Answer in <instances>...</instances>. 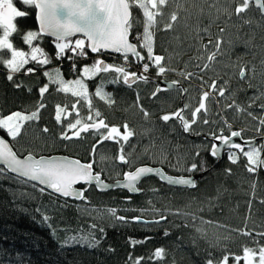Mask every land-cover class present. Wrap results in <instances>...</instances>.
Listing matches in <instances>:
<instances>
[{
	"label": "trees",
	"instance_id": "obj_1",
	"mask_svg": "<svg viewBox=\"0 0 264 264\" xmlns=\"http://www.w3.org/2000/svg\"><path fill=\"white\" fill-rule=\"evenodd\" d=\"M178 3L182 7H178ZM238 3L239 0H171L163 8L162 17L157 18L153 51L155 55L165 56L162 65L173 70L157 76L158 69L150 65L145 74L149 82L138 81L132 88L123 85L122 81L107 83L115 78L114 72L98 73L91 79H85L94 111L101 113L100 118L94 117V120L98 122V119H104L109 127H118L121 134L124 133V124L134 132L127 143L123 140L119 143L103 141L97 146L95 154L93 145L100 140L101 134L107 135V130H90L79 138L62 140L61 133L67 129L69 122L73 123L78 118L82 124L88 122L89 109L81 101L77 104L78 98L69 92L58 91V84L50 83L43 72L49 71L55 77V70L59 68L62 77L77 78L80 70L84 66H91L97 58L120 65L123 63L121 55L93 56L86 49L87 57L76 59L77 71L73 73L71 62L66 57L56 59L55 40L40 36L33 45L39 44L48 54V65L40 66L30 61L9 81L8 70L0 62V115L7 116L16 111L30 114L39 102L45 104L40 109V119L26 121L22 134L16 140L0 129V134L19 156L67 155L87 164L92 163L94 172L100 173L106 182L119 180L125 172L139 166L160 167L172 176L202 174L194 189L170 187L154 177H148L139 184L140 193L137 195L119 189L101 193L85 185L87 203L62 199L47 191L42 194L39 187L33 188V184L21 183L9 174L2 175L0 264H133L141 258L142 264H207L209 258L213 259L214 264H223L226 256L229 257L227 264H233L237 262L235 257H241L239 262L243 261L245 247L256 250L264 247V236L257 235L264 233V203L261 202L264 201L263 169L249 173L246 168L248 161L240 151H233L237 156L236 163L229 161L227 154L221 161L210 155L213 143L210 134H220L221 130L227 136L232 131H241L242 140L258 139L254 147L264 145V126L259 121L260 117H264V108L260 107L264 104V97L256 99L254 103L251 99L264 93V17L253 6L242 18L234 14L229 17L223 11L227 9L234 13ZM13 4L18 10L29 13L14 20L19 31L11 38L14 47L28 52L30 46L24 44L22 36L29 30L38 32L35 9L25 6L22 0H13ZM131 11L140 23L134 24L130 30V40L137 43L138 50L145 56L144 62H148L146 50L139 48L135 38L137 33L143 32V11L135 6ZM172 12H177L178 22L174 23L173 29L165 30L164 25L169 22ZM245 20L251 23L245 24ZM205 28L209 29L211 36L202 31ZM220 28L226 29L220 54L215 60L208 61L207 56L216 52L215 42ZM203 45L208 47L204 48ZM67 55L71 53L67 52ZM3 58L10 59V53H5ZM129 66V71H135V68L143 71V63L130 62ZM28 67L35 68V72L25 74ZM241 68L245 69L244 79L239 75ZM181 72L194 75L185 78L180 75ZM102 80L105 81L103 91L112 94L111 104L95 95ZM174 80L178 82V87L152 97L159 81ZM213 81L218 87H225V95L220 97L218 91L211 93L205 100L206 112L202 110L198 114V122L192 126V132L185 133L175 119L168 122L160 119L162 115L171 114L187 104L189 107L184 110V116L191 120V112L199 106L203 92H211ZM17 84H22V87L17 88ZM45 84L49 88L42 99L39 88ZM180 89H187V92ZM137 93L140 96L139 105L136 103ZM233 101L252 112L257 119L248 116L247 111L238 113L235 108H227L226 105ZM73 104H77L76 111L72 108ZM57 105L65 109L62 124L55 119ZM140 106L149 113L147 118ZM204 119L210 123L203 124ZM45 127L49 129L47 133L42 131ZM257 128L260 133H257ZM148 129L151 131L145 134ZM68 134L71 136L72 132L69 130ZM122 144L128 163L119 160ZM198 151L199 156L196 155ZM261 153L263 156L264 151ZM201 161L204 162L203 169L199 167ZM193 162L198 164V170L188 173L184 169ZM228 169L231 174L226 171ZM84 208L89 211L80 210ZM108 208L117 209L116 215L130 222L115 221L105 211ZM153 208L164 215L177 210L189 215H167V220L160 224L134 221L135 217L141 216L145 220L159 219V215L150 211ZM141 210L147 211L142 215ZM43 215H48L51 220L41 222ZM192 215L197 218L193 220ZM93 224L96 227L91 229ZM53 229L56 230L55 236ZM89 230L94 231L96 239L101 240L97 248L76 244L61 250L66 237ZM242 231L250 232L251 236L242 235ZM133 240L144 243L133 245ZM157 248L165 250L161 260L153 255ZM250 258V264H259L258 251L255 257Z\"/></svg>",
	"mask_w": 264,
	"mask_h": 264
},
{
	"label": "snow or ice",
	"instance_id": "obj_2",
	"mask_svg": "<svg viewBox=\"0 0 264 264\" xmlns=\"http://www.w3.org/2000/svg\"><path fill=\"white\" fill-rule=\"evenodd\" d=\"M171 0H22L25 6H32L36 9V20L39 22V31L29 30L22 36L24 44L30 46V51L26 52L19 50L14 47L12 37L14 34H18V26L14 23V20L19 17H26L29 15L28 12L18 10L14 4L13 0H0V62L8 70L7 79L9 81L13 80V74L20 73L25 66L29 64L30 61L35 62L37 65L44 66L50 63L48 54L39 45H33L34 41L40 38L41 34H50L55 37V48L56 59L61 57H66L71 62V71L75 73L77 71V63L75 62L77 58H86L88 52L86 49L90 50L93 54H101L104 52H111L120 54L123 58V63L120 65L106 63L102 58H97L91 66H84L80 70V76L74 80L65 81L60 74L59 68L55 70V77L49 71H44L43 75L49 78L50 83L58 84V91L65 93L71 92L72 96L79 98L77 104L81 100L87 101V106L89 109V115L87 121L82 124L81 119H76L74 123L69 122L67 129L61 133L62 140H71L72 137H81L82 133H87L90 130L95 132H100L101 129L107 130V135L101 134L100 140L97 141L96 145H93V154L97 146L106 140H113L117 143L123 140L125 143L129 141V138L134 135L133 130H130L127 124H124V133L121 134L120 129L116 126L109 127L105 123L104 119H98V122L94 120L95 118H100L101 113L99 111H94L93 105L91 103V98L88 91V85L85 83V79H91L95 77L98 73H109L114 72L115 78L106 81L110 84L123 83L128 88H132L134 84L138 81H143L144 83L149 82V77L145 75L148 73L150 65L158 69L157 76L166 73V71H171L173 69H166L162 65V61L166 59L165 56L155 55L153 51V38L158 25V17H162L163 8L170 3ZM207 2V0H204ZM255 6L259 9L262 15H264V0H239V3L233 12H228L227 9L223 11L227 12L229 17L233 14L237 18H242L243 14L249 10L251 6ZM139 7L143 10V32L136 34V39L139 42V48L146 50L147 61H145V56L142 55L141 51L138 50L137 43L130 42V30L134 28V24H139L140 22L136 20L133 16L131 9L133 7ZM178 7H182L178 3ZM217 11H221L217 9ZM178 22L177 12H172L170 15V20L164 25L165 30H171L174 27V23ZM245 24H250V20H245ZM205 34L211 36L208 28L202 30ZM226 31L225 28H220V35L217 37L215 42L216 52L207 56L208 61L215 60L216 56L220 54L221 45L223 43V33ZM76 33H83L84 39H75L74 44L72 43V37ZM87 41V44H86ZM212 41L209 40V44ZM231 43V42H230ZM247 46V43L246 45ZM207 48L208 45H203ZM70 52L71 55H67ZM5 53H10L11 58H3ZM131 57V61H130ZM130 62L136 64L143 63V71L138 74L135 71H129L128 66ZM208 67L207 64L204 66ZM254 71V66H253ZM35 68L28 67L25 74L34 73ZM181 76L185 78H190L193 73H180ZM240 78H245V69H240ZM105 81L102 80L101 84L97 87L95 95L99 96L102 100H107L109 104L112 103L111 93H106L103 91V85ZM227 83V82H225ZM174 86H178L177 81H171V83L157 84L155 91L152 92V97H156L157 93L170 89ZM17 88L22 87V84H17ZM251 87V84L249 85ZM49 85L45 84L43 87L39 88V93L43 99L44 94L48 91ZM182 92H187V89H180ZM31 88H29V92ZM220 97L225 95V87L217 85L216 81H213L211 92L204 91L200 97L199 106L191 112V120L186 119L184 116V110L189 107L185 104L182 109L171 114H165L160 117L164 122L170 120H177L180 123L183 131L189 133L193 131L192 126L195 125L198 120V114L204 110L206 112L205 100L211 96L212 92H217ZM264 97V93H260V96L251 98L253 103L256 99ZM140 96L137 93L136 103L139 105ZM77 104H73L72 108L74 111L77 110ZM45 104L39 102L35 111L30 114L25 115L20 111L12 112L7 116L0 115V129L7 132V135L13 140H16L22 134V129L26 121H34L40 119V109H43ZM227 108H235L238 113L246 112L247 109L241 105H238L233 101L232 104L226 105ZM251 107V105H249ZM264 108V104L260 105ZM140 110L143 111L145 118L149 116V113L140 106ZM65 112L64 108L60 105L56 106V122L62 124V113ZM79 115V113L77 112ZM247 115L253 119H257L252 112L247 111ZM260 125L264 126V117L259 118ZM210 121L208 119L203 120V124L208 125ZM227 124V121H224ZM82 125V126H81ZM230 128L231 125H228ZM71 130L72 135L69 136L68 132ZM47 133L49 129L45 127L42 130ZM151 129L146 130L147 132ZM257 133H260V129L257 128ZM199 134V133H197ZM213 141H219L222 146H227L229 149L228 159L232 163L237 162L236 153L231 151L232 149L240 150L244 157H247V171L249 173H255L258 169L264 168V159L261 158V151H264V145L260 148L252 147L253 141L246 140L244 145L249 146L247 151H244V147L241 143L234 142V137H241V131H232L230 136L223 135V130L220 134L211 133ZM148 151V148L145 149ZM221 147L217 143L213 142L211 145L210 155L216 157L220 154ZM121 155L119 160L123 163H128L125 155L123 154V144L121 145ZM197 156L200 155L199 151L196 153ZM104 159V157H101ZM166 159V157H165ZM179 163V158H177ZM0 176L6 175L7 173L15 174V179L21 183L36 182L32 186L33 188L39 187V191L43 194L46 189L51 190V194H59L64 198H74L76 200L85 201L86 197L84 195L86 189L78 190L74 187L78 182H84L88 185L93 183L98 189H106L112 187V185H107L101 179L100 173H93L92 163L84 164L78 160H70L68 158H56V157H40L36 159L32 154L20 158L16 152L13 151L12 147L9 146L5 139L0 138ZM175 167V165H173ZM201 169L204 168V162L201 161ZM188 173H193L198 170V164L193 162L190 167H187ZM228 174H231V170H226ZM146 174H158L162 181L168 182L170 185L187 186L194 188L196 186V180L189 175L184 177H173L163 173L162 169L152 168V167H139L135 171L125 172L123 174V182L117 181L122 187L127 188L130 192H138L137 188L138 181L141 180ZM255 188V184H253ZM264 203V201H261ZM151 203V202H149ZM249 208H251V201L249 202ZM82 212H88L89 209H80ZM39 211V209H37ZM115 221L120 223H129L125 217L117 216V209L108 208L105 210ZM147 210H141L142 215ZM154 215H159V219L156 220H143L141 217H135L134 220L138 223H154L160 224L167 220V215H189L188 213H183L180 210L176 212H168L167 215L160 214V210L151 209ZM197 217L192 215V219L195 220ZM51 220L48 215H43V220L41 222L47 223ZM48 227H52L51 224H47ZM96 227L95 224L91 225V229ZM53 236L56 235V230L53 229ZM67 231V229H66ZM82 231V230H81ZM103 232V229H100ZM197 231H202L197 229ZM242 235L251 236L250 232H241ZM165 235H168L165 232ZM259 236H264V233L257 234ZM101 243L100 239H96L95 232L89 230L83 234L71 235L65 238L63 244H61V250L65 247L72 245H86L88 248H97ZM133 245L144 243V241H131ZM244 256L242 257L246 264L250 257H255L257 251L259 252V264H264V247H260L258 250L251 248H244ZM154 257L157 260H161L165 255V250L163 248H157L154 252ZM229 257H224V264H227ZM241 257H235L237 264ZM133 264H142V258L137 259ZM207 264H214L213 259L209 258ZM219 264V262H217Z\"/></svg>",
	"mask_w": 264,
	"mask_h": 264
},
{
	"label": "water",
	"instance_id": "obj_3",
	"mask_svg": "<svg viewBox=\"0 0 264 264\" xmlns=\"http://www.w3.org/2000/svg\"><path fill=\"white\" fill-rule=\"evenodd\" d=\"M253 7H254L255 9L259 10V9L256 8L254 5H253ZM34 9H35V8H34ZM260 14H261V12H260ZM261 15H262V14H261ZM262 16L264 17V15H262ZM35 22H36L37 30L39 31V22L36 20V9H35ZM41 36H43V37H47V38L52 39V40H55V37L51 36L50 34H41ZM77 37L84 39L83 33H76V34H74V36H73L71 39H74V38H77ZM129 40H130V36H129ZM130 42H132V41L130 40ZM86 44H87V41H86ZM87 50H88V49H87ZM88 52H89L91 55H93V56H98V55H102V56H103V55H106V56H108V57H113V56H118V55H120V54H117V53H111V52H104V53H101V54H93V53H91L90 50H88ZM104 61H105V60H104ZM105 62H106V61H105ZM106 63H107V62H106ZM165 83H171V82H170V81H169V82H166V81H159V82H158V84H165ZM176 87H178V86H174V87H172V88H170V89H174V88H176ZM229 136H230V135H229ZM0 138L5 139L6 142H8L9 146L12 147L11 144H10V142H9L6 138H4L1 134H0ZM233 140H234V142L241 143L242 146H243L244 148H248V147H249V146H247V145H244V141H246V140H242L241 137H234ZM251 141H253V143H252L251 146L254 147L255 144L257 143L258 139H253V140H251ZM213 142L217 143L218 146L221 147V152H220V154H219L218 156L214 157L217 161H221V160H223L224 156L228 153L229 149L227 148V146H222V145L220 144L219 141H213ZM12 149H13V148H12ZM13 151H14V150H13ZM210 151H211V150H210ZM231 151H240V150L232 149ZM14 152H15V151H14ZM28 155H29V154L24 155V156H19V155H18V156H19L20 158H24L25 156H28ZM33 156H34V155H33ZM34 157H35L36 159H39L40 157H45V158H49V157L68 158V159H70V160H78V161H80L79 159H76V158H73V157H69V156H67V155H58V154L51 155V156H38V157L34 156ZM262 159H264V155H263ZM80 162H81V161H80ZM81 163H84V162H81ZM84 164H87V163H84ZM0 167H2V165H0ZM139 167H151V166H139ZM139 167H137V168H139ZM152 168L162 169V168H160V167H152ZM262 169H263V171H264V168H262ZM162 170H163V169H162ZM92 171H93V173H95L94 170H93V168H92ZM132 171H135V169L132 170ZM163 173L167 174L164 170H163ZM7 174H9V175L15 177V174H13V173H7ZM167 175H168V174H167ZM170 176H172V175H170ZM201 176H202V174H198V175H194V176H192V177H193V178L196 180V182H197V180H199V179L201 178ZM148 177H154V178L158 179L162 184H165V185L170 186V187L186 188V189H194V188H195V187H194V188H190V187H187V186L170 185L168 182H166V181H162V180L159 178V175H158V174H146L144 177L141 178L140 181H138V183H137V188H138L139 184H140L144 179H146V178H148ZM173 177H180V176H173ZM186 177H188V176H186ZM101 179H102V176H101ZM123 179H124V176H123L121 179L116 180V181H114V182H106V181H104V180L102 179V180L104 181L105 184H107V185H112V187H109V188H106V189H103V190L98 189V188L95 186L94 183H93L92 185H88V184H86V183H84V182H82V181H81V182H78L76 185H74V187L77 188L78 190H84L83 187H84L85 185H88V186H92V187H94L98 192H101V193H103V192H107V191H109V190H113V189L123 190V191L129 193L130 195H137V194L140 193V190H139L138 192H130L127 188H124V187L121 186V184H118V183H117V181H121V182H123ZM29 183H30V184H34V183H36V182H29ZM37 187H40V186H37ZM46 191L49 192V193L51 194V190L46 189ZM53 195H55V196H57V197H60V198H62V199H68V200L75 201V202H83V203H87V202H88L87 198H86L85 201H81V200H76V199L71 198V197H69V198H64V197H61L59 194H53ZM143 220H145V219H143ZM154 220H156V219H154ZM134 221H135V220H134ZM149 221H150V220H149ZM135 222H136V221H135ZM137 223H138V222H137ZM143 224H152V223H143Z\"/></svg>",
	"mask_w": 264,
	"mask_h": 264
},
{
	"label": "rangeland",
	"instance_id": "obj_4",
	"mask_svg": "<svg viewBox=\"0 0 264 264\" xmlns=\"http://www.w3.org/2000/svg\"><path fill=\"white\" fill-rule=\"evenodd\" d=\"M143 11V10H142ZM77 38H79V37H77ZM77 38H74L73 40H72V43L74 44V42H75V39H77ZM80 39H82V38H80ZM138 74H140L139 72H138ZM63 79L65 80V81H68V80H74V79H76V78H65V77H63ZM59 86V85H58ZM70 94H71V92H69ZM79 99V98H78ZM81 102H83L84 104H87V101H83V100H81ZM22 113H24V112H22ZM25 115H28L27 113H24ZM75 122V121H74ZM73 122V123H74ZM71 131V130H70ZM258 148V147H257ZM244 150L245 151H247L248 150V148H244ZM229 154V151H228V153H227V155ZM260 155H261V158L263 157L262 156V153H260ZM246 159H247V157H246ZM251 259L252 258H250L249 259V261H248V264H250L251 263ZM223 262V264H224V260L222 261ZM221 262V263H222ZM233 264H237V262H234ZM239 264H246V261L243 259V261L242 262H239Z\"/></svg>",
	"mask_w": 264,
	"mask_h": 264
},
{
	"label": "built area",
	"instance_id": "obj_5",
	"mask_svg": "<svg viewBox=\"0 0 264 264\" xmlns=\"http://www.w3.org/2000/svg\"><path fill=\"white\" fill-rule=\"evenodd\" d=\"M130 67V66H129ZM130 68H132V67H130ZM135 72H139V73H141L142 72V70L141 71H139V69L138 68H135Z\"/></svg>",
	"mask_w": 264,
	"mask_h": 264
},
{
	"label": "flooded vegetation",
	"instance_id": "obj_6",
	"mask_svg": "<svg viewBox=\"0 0 264 264\" xmlns=\"http://www.w3.org/2000/svg\"><path fill=\"white\" fill-rule=\"evenodd\" d=\"M102 56V55H101ZM103 57H108V56H106V55H103ZM260 145V144H259Z\"/></svg>",
	"mask_w": 264,
	"mask_h": 264
}]
</instances>
